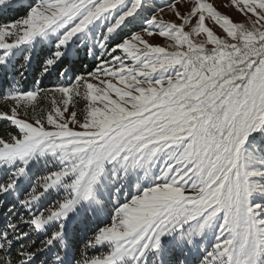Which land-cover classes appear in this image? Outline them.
<instances>
[{
  "label": "snow or ice",
  "instance_id": "snow-or-ice-1",
  "mask_svg": "<svg viewBox=\"0 0 264 264\" xmlns=\"http://www.w3.org/2000/svg\"><path fill=\"white\" fill-rule=\"evenodd\" d=\"M222 6L0 0V264H264V0Z\"/></svg>",
  "mask_w": 264,
  "mask_h": 264
},
{
  "label": "rangeland",
  "instance_id": "rangeland-1",
  "mask_svg": "<svg viewBox=\"0 0 264 264\" xmlns=\"http://www.w3.org/2000/svg\"><path fill=\"white\" fill-rule=\"evenodd\" d=\"M210 2H212L213 4L218 6V9L221 13H225L230 15L234 20L236 21H242V16L240 13H238L237 11H235L233 8H231V6L229 7H223L222 5H229V0H210ZM168 3V2H167ZM167 3H161L159 4L161 7H164V12L161 13V15L163 16V18L167 21V20H172L174 19V17L172 16V14L170 13V11L167 9L166 5ZM181 11H183V9H181ZM13 19H16L14 17L11 16L10 22L13 21ZM150 40L154 43H162L163 41L158 38V37H154V38H150ZM30 86V84L28 85ZM82 102V101H81ZM83 103V102H82Z\"/></svg>",
  "mask_w": 264,
  "mask_h": 264
},
{
  "label": "trees",
  "instance_id": "trees-1",
  "mask_svg": "<svg viewBox=\"0 0 264 264\" xmlns=\"http://www.w3.org/2000/svg\"><path fill=\"white\" fill-rule=\"evenodd\" d=\"M155 2L157 3V4H161L162 2L164 3H167L168 2V0H155ZM20 14H22V10H20ZM11 16L12 17H14V18H19V15H18V13L16 12V11H10L8 14H7V16L6 17H4V19H6L7 20V22H9V23H11L10 22V19H11ZM14 20V19H13ZM91 67H92V65L89 63V65H88V68H86V69H84V71L85 72H87L89 69H91ZM15 75V69H12V70H10L5 76H4V83H3V85H2V87H3V89L4 90H6L7 89V81H9V80H11L12 79V77ZM29 84H31V77H29V81H28V85ZM49 86H51V85H49ZM82 102H81V106H82Z\"/></svg>",
  "mask_w": 264,
  "mask_h": 264
}]
</instances>
